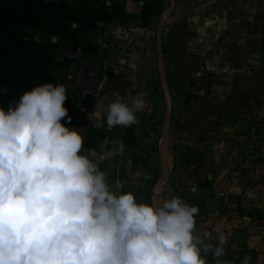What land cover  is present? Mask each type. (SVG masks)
Here are the masks:
<instances>
[{
  "label": "rangeland",
  "instance_id": "rangeland-1",
  "mask_svg": "<svg viewBox=\"0 0 264 264\" xmlns=\"http://www.w3.org/2000/svg\"><path fill=\"white\" fill-rule=\"evenodd\" d=\"M66 1L77 6L91 25L86 29L75 24L78 43H61L59 61L67 65L61 84L68 94V116L62 123L82 133L86 150L96 156L106 155L100 167L109 182L122 181L123 191L134 192L139 202L162 203L179 196L198 206L196 232L202 237L211 233L209 242L215 243L218 234L214 229L221 226L227 236L224 259L230 261L233 254L246 248L264 257V238L251 239L264 237V207L250 208L253 213L248 222V207L238 202L240 185L246 194L247 186L241 182L247 173H253L257 183L264 182V0H104L107 7L102 9L79 0ZM214 1L220 5L213 6L217 15L213 13L209 20L218 19V25H209L206 33L216 36L220 43L213 45L219 60L205 63L201 60L207 55L200 45L206 38L205 30L201 31L200 12L205 2ZM147 5L152 6V12L141 25L138 17ZM228 7L233 17H226ZM98 9L113 18L96 16ZM164 19L167 21L162 23ZM30 34L38 41L46 39L33 30ZM158 35L163 63L158 59ZM208 54L210 58L215 52L209 48ZM229 55L234 56L231 62L227 61ZM210 66L239 70L237 81L223 82L224 89L238 91V99L224 101L237 106L232 113L218 112L217 105L222 101L213 85L208 96L201 94V76ZM116 92L142 94L146 108L137 113L138 124L108 128L103 118L89 119L96 111L97 100ZM165 92L173 102L169 129ZM249 104L252 108H241ZM240 128L244 133L240 142L220 137L222 133H238ZM106 138L110 143L102 147ZM120 141L125 144L124 153H112L113 144ZM238 144L247 151L243 157L230 155L229 150ZM162 156L169 171L164 189ZM208 258L211 264L212 258Z\"/></svg>",
  "mask_w": 264,
  "mask_h": 264
},
{
  "label": "clouds",
  "instance_id": "clouds-1",
  "mask_svg": "<svg viewBox=\"0 0 264 264\" xmlns=\"http://www.w3.org/2000/svg\"><path fill=\"white\" fill-rule=\"evenodd\" d=\"M67 99L65 85L44 83L0 106V264H209V256L232 264L221 226L215 243L196 232L198 206L179 196L139 202L122 181L110 183L106 155L62 123ZM145 108L142 94H105L89 119L127 128ZM124 151L122 141L111 149ZM240 264H254L252 256Z\"/></svg>",
  "mask_w": 264,
  "mask_h": 264
},
{
  "label": "trees",
  "instance_id": "trees-1",
  "mask_svg": "<svg viewBox=\"0 0 264 264\" xmlns=\"http://www.w3.org/2000/svg\"><path fill=\"white\" fill-rule=\"evenodd\" d=\"M79 1L89 7H107L104 0ZM151 7L145 6L138 17L141 25L149 20ZM99 9L96 16L113 18ZM75 24L86 29L91 25L77 6L66 0H0V106L7 110L11 102L35 86L61 84L67 65L59 61V50L63 41L78 43ZM31 30L46 39L36 40ZM246 255L252 256L254 264L260 258L257 250L246 248L233 254L230 261L240 264Z\"/></svg>",
  "mask_w": 264,
  "mask_h": 264
},
{
  "label": "crops",
  "instance_id": "crops-1",
  "mask_svg": "<svg viewBox=\"0 0 264 264\" xmlns=\"http://www.w3.org/2000/svg\"><path fill=\"white\" fill-rule=\"evenodd\" d=\"M202 3V2H201ZM212 4V5H210ZM208 3V2H205L202 6V10L200 13H201V16H200V22H201V31L202 30H205V37L206 38H203L201 41H200V45H201V50L203 51V54H206L207 55V59L205 57V59H201L202 61H204L205 63H208V62H211V61H218L219 60V52L213 50L214 48V42L216 44H219V41L216 39V36H207V31H208V26L209 25H218V19H212V22L211 20H209V18H211V16H213V13L215 15H217V8L218 6L220 5L219 3H217V1H214L212 3ZM217 8H215V7ZM233 10V8H232ZM202 12H203V16H202ZM205 16V18H204ZM228 16H232V12L230 10V8L228 7V12L226 14V17ZM233 21V20H232ZM210 22V23H209ZM217 28V27H216ZM204 32V31H203ZM209 35V34H208ZM211 35V34H210ZM209 48L211 50V53L215 52V55L213 57H210V54H208V51H209ZM234 56L233 55H229V57H227V61L231 62L233 60ZM255 73V71H253ZM202 79H201V85H204V89L202 90L201 94L202 95H209V93L212 92V86L213 85L215 88H216V93L218 95V100H221L222 103H219V106L217 105V110L219 112L224 113L227 112V111H231V113L233 112L232 110L234 108H237V106H235L233 103H228V104H224V101H234L235 99H238L239 97H236V92H238L237 90L235 89H230L225 87L224 89V85H223V82L224 80H226L227 82H233V80H236L237 81V78H240L239 77V70L237 71H234L233 69L230 70V71H224V70H221V69H211V66L209 69H205V73H203V75L201 76ZM229 86V85H228ZM209 89H210V92H209ZM219 95L221 96V98H219ZM233 96V97H232ZM231 97L230 100H228L229 98ZM236 97V98H234ZM246 98V97H244ZM247 101H249V97L246 98ZM220 102V101H218ZM219 107V109H218ZM239 108V107H238ZM241 108H252V106H250V104L246 107H241ZM227 110V111H226ZM235 112V110H234ZM220 118V117H219ZM221 123L223 124V120L221 121ZM243 132L241 131V128L238 130V133L234 132L233 134H230V135H226V134H221L220 137H223V140L225 138H229L232 139V141L234 142L235 140H238V142H240V140L243 139ZM241 144V143H240ZM240 144H238L237 146H234L230 151V155H234V157H237V156H240V157H243L244 155H246V150H242L244 149L243 146H241ZM251 152V149L248 148V153ZM254 152V151H253ZM261 171V167L258 169V172L260 173ZM237 175H241L243 177V175L239 172L236 173ZM246 174V173H244ZM264 174V172H263ZM249 176V177H248ZM255 175L251 172L250 173H247L246 174V177L244 179L243 182H241L242 185H246L247 186V190H246V194H244V190H243V187L240 185V191H242V194H239L240 196V200H238L239 202V205L242 204L243 206L245 207H248L247 208V213H246V219H248V222H250V214L252 215L253 213V209H250V208H255L256 206L257 207H264V182H256L253 180V177ZM252 212V213H250ZM252 220H254L252 218ZM254 222V221H252ZM251 229H253V227H251ZM254 233V232H253Z\"/></svg>",
  "mask_w": 264,
  "mask_h": 264
},
{
  "label": "water",
  "instance_id": "water-1",
  "mask_svg": "<svg viewBox=\"0 0 264 264\" xmlns=\"http://www.w3.org/2000/svg\"><path fill=\"white\" fill-rule=\"evenodd\" d=\"M175 7H173L172 11H174ZM167 21V19H164L162 21V23H165ZM157 47H158V59L160 63H163V48H162V42H161V37L158 35V39H157ZM163 65V64H162ZM263 68H264V47H263ZM166 97H168V106H167V111H168V115H167V123H166V128L169 129V127L171 126V122L173 119V102L172 99L169 98V94L168 92H165ZM162 164H163V170H164V174H165V181L163 183V187L162 189L165 188V186L167 185V183L169 182V171L167 168V164L165 162L164 157L162 156Z\"/></svg>",
  "mask_w": 264,
  "mask_h": 264
}]
</instances>
